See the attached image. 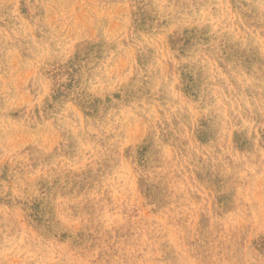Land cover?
I'll return each instance as SVG.
<instances>
[{"label":"rangeland","instance_id":"obj_1","mask_svg":"<svg viewBox=\"0 0 264 264\" xmlns=\"http://www.w3.org/2000/svg\"><path fill=\"white\" fill-rule=\"evenodd\" d=\"M0 264H264V0H0Z\"/></svg>","mask_w":264,"mask_h":264}]
</instances>
